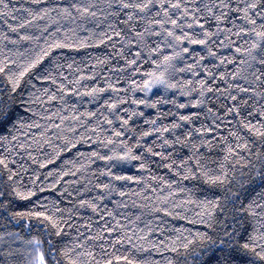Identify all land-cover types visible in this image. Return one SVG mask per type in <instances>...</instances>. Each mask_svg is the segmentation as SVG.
Wrapping results in <instances>:
<instances>
[{
	"label": "snow or ice",
	"instance_id": "6c2138e0",
	"mask_svg": "<svg viewBox=\"0 0 264 264\" xmlns=\"http://www.w3.org/2000/svg\"><path fill=\"white\" fill-rule=\"evenodd\" d=\"M32 2L38 7L25 9L27 15L21 19L14 14L18 9L12 8L6 0H0V6L7 10L3 12V15L11 16L12 20L18 21V23L8 25L13 33H18V37L5 33L4 40L10 41L13 45L21 41L39 44L45 34H48L43 40V46L34 54H26L27 50L21 52L19 49L13 53L6 45L4 46L5 54H0V76L5 79L7 88L6 91H0V147L5 149L4 154H0V211L7 213V216L12 219L16 217L42 219L51 226L56 236H60L66 228L76 227L69 221L73 219V216L81 214L79 209H90L93 213L101 214V219L104 216H116L115 212L101 207L99 202L104 200V195L98 194L93 199L81 198V193L87 188L72 187L80 179H86L83 173L90 165L97 160L105 162L101 174L111 179L107 182H98L96 187L105 190L109 195L118 192L121 197H124L129 194V191H126L123 186L118 187L114 181L140 182L145 179L144 175H130L127 171H123L124 167L132 165L134 168L142 169L152 180H156L157 176L152 174V164L155 163L154 157H158L164 167L179 177V181L160 177L163 183L169 186V195L172 191L187 192L188 202L195 203L196 201L191 198L192 190L179 186L185 180H203L208 185L222 189L217 193H212L211 199L205 196L200 201V204L208 209L204 213L208 219H201V222L207 223L211 229L219 221L222 225L219 232L222 235L217 234L213 238V235L208 233L198 232L196 234L201 240H207L210 243L199 245V250L195 251L194 264H264V120L258 118L264 117V71L255 68L257 64L264 67V0H203V2H198V0H99V2L98 0H68L67 3L63 0L60 2L32 0ZM97 17H103L104 21L108 22L107 28L99 31L98 34L95 29H85L89 33L85 37L79 36L77 27H65L60 23V21H70L75 24L79 20L89 18L95 20ZM140 20L145 21V24L141 26V30H137L134 21ZM33 21L45 22L39 35H33L27 31L21 32V29L32 27ZM121 24L128 25L130 34L124 32L120 27ZM53 26H55L54 30L50 32L49 29ZM152 36L161 39L152 41ZM221 36L223 40L219 39ZM113 37H120L118 43L121 47L116 55L126 61L125 66H133V72L141 71L137 60L141 62L148 60L151 65L155 66L144 72V77L140 82L129 81L135 88L150 94L153 88L162 86L165 95L169 90L183 89V95L191 96L194 89L191 87L185 89V84L175 79L174 74L188 71L198 77L200 71H203L206 77L196 80L199 86L197 96L187 102H181L175 97L165 99V95H157L155 99L133 96L132 103L135 105H144L146 108L151 107L156 110L154 116L144 119V124L149 127L137 133L129 122L133 117H143L144 111L127 107L118 109V105L128 102L127 96L120 95L127 89L119 86V81L105 80L103 87L100 84L89 87L81 85L80 82L85 79V74L81 73L75 79V86L70 87L73 81L68 79L65 69H71L76 63L72 59L73 53L78 54L80 49L105 44L112 41ZM218 40L219 43H217ZM125 44L136 45L132 59L123 55ZM193 45L203 47L198 51L192 47ZM111 46L115 47V44ZM229 46L234 49V54L231 56L219 52L220 48ZM206 57L214 58L217 63H203ZM107 59L108 57H105L104 60H96L95 63L102 64ZM188 60L192 62L186 63L185 61ZM230 63L234 65V70L230 72L212 70H219L221 65ZM246 67L255 68V71L251 73L254 77L252 83L255 86L246 87L244 84L235 83L237 77L248 81V76L241 75ZM76 71L79 72V68ZM94 76L95 73L90 78ZM217 76L223 78L225 82L232 81L231 87L238 90L237 95H233L225 88L224 91L231 100L236 101L239 93L251 92L261 101L257 103L253 100V110L247 112L246 115L241 114L238 103H233L227 108L229 114L239 117L237 123L241 127L230 132V135L235 137L234 146L231 143L227 145L219 171L207 168L201 162L202 154L199 153V148L206 145L208 149H211V139L204 137L193 142L191 130H188L183 138L175 134V130L183 126L181 122H191L193 117L198 116V112L165 113L158 107V105L169 103L177 105L180 109L203 105L207 94L213 91ZM209 78L213 83H209ZM185 83L191 86L193 81L189 79ZM109 90L112 94L104 97L102 94ZM64 94L90 98L88 102L99 103V107L94 111L80 112L76 105H71V111L67 112L69 106L65 103ZM41 97L45 99H40ZM248 99H253V97L242 98L240 103L247 104ZM57 100L64 104V111L67 114L44 113L36 107L38 103L47 105ZM209 111L211 112L212 109L209 108ZM253 113L256 115L254 116ZM165 115H175L178 119L167 123L159 120ZM53 116L56 117L55 120ZM81 117L94 119L82 120ZM212 123L216 124V121L213 120ZM105 124L107 128L103 126ZM33 128L40 129L37 133L40 139L29 135L28 130ZM192 128H196V125L193 124ZM129 130L135 134L134 140L131 136H126ZM196 130L200 133L214 131L213 128L204 126ZM153 133L159 135L156 139L146 141L145 137H150ZM167 133H171V137L166 135ZM249 134L259 140V146L255 151H253V145L256 141L250 139ZM22 136H27L28 139L21 140ZM157 139L161 141L160 144L156 143ZM41 144L52 149L50 154H45L44 160L38 159L37 154L32 151L26 153L32 163L38 164L40 168H46L48 164L58 159L61 153L70 152L72 149H77L76 155L83 162L69 159L67 163L71 164L72 168L48 170L44 177L47 183L40 181V173L35 171L32 174L34 179L30 178V186H25L20 173L21 171L27 172L28 166L22 164L16 168L14 166L16 157L20 155L19 150L38 149ZM92 144L96 147L88 152H82L77 148V145ZM175 145L191 147V155L177 159L173 156ZM166 146L170 150H166ZM157 148L159 150H156ZM100 149H107V151ZM252 157L258 165L253 164ZM188 161L193 163H188ZM241 164L242 167H235ZM249 172L254 173V176L245 180L244 177ZM66 176L76 179L65 180ZM49 177L53 179L49 180ZM88 183L92 181L88 180ZM174 184L178 186L172 189ZM146 186L153 192L157 190L151 183L146 182ZM48 188H58L61 197L68 200L74 207L78 205L79 208L74 211V207L66 209L59 207L60 200H56L53 207L49 209L37 198L31 209L12 210L16 207L18 200L28 201L38 192L43 193ZM73 196L77 197L75 201L71 200ZM44 199L47 200L48 197ZM121 206L126 207L127 205ZM178 207H180L179 204H172L169 207L165 198L154 207L153 211L163 212L167 216H178L179 213L175 212V208ZM63 211L69 214L67 216L58 215ZM249 217L255 227L247 236H241L240 230L243 229L245 219ZM25 223L29 228L31 227L30 220L26 219ZM115 225L116 227H113L105 222L103 227L92 236L85 235L77 228V235L82 236L83 240H76L74 246L64 245L57 249L56 245L49 241L53 254L48 259H51L52 264H113L114 261L138 264L127 254H117V245L126 244L131 245L132 248L141 249L150 246L157 251L161 250L160 246L164 241L152 242L150 239L154 229L147 228L145 232V229L141 228L139 231L145 233L143 236L127 235L123 231L119 235L105 236L104 233L111 234L125 228L123 224H120L119 219L115 220ZM81 227H84L86 232H90L91 217L84 218ZM3 235L12 236L13 233L0 234V239ZM109 239L112 243L107 247L114 250L111 253L104 251L106 246L104 243L99 245V252L95 246L88 244L89 240L107 241ZM168 239L170 243L164 250L171 248L173 252L180 247L189 249L194 243L193 239L181 241L179 244L171 242V237ZM176 240L179 241L180 237ZM28 243L32 245L35 253L34 264H48V259L45 258L42 250L43 241L33 236ZM57 252L63 260L56 258ZM167 264H172V261L169 260Z\"/></svg>",
	"mask_w": 264,
	"mask_h": 264
},
{
	"label": "trees",
	"instance_id": "16d2710c",
	"mask_svg": "<svg viewBox=\"0 0 264 264\" xmlns=\"http://www.w3.org/2000/svg\"><path fill=\"white\" fill-rule=\"evenodd\" d=\"M52 2V0H49ZM60 2V0H57ZM64 3H67L68 0H63ZM99 2V0H98ZM198 2H203V0H198ZM12 8L18 9L17 12L14 14L19 16L23 19L27 12L25 9L31 7L36 8L38 5L33 4L32 0H6ZM23 6V7H21ZM101 6H103L101 4ZM7 11L3 9V6H0V54H5V45L8 49H11L13 53L16 49H19L21 52H25L26 54L38 52L39 49L43 46V40L47 38V33L45 37H43L39 44H33L31 41H21L18 44L13 45L10 41H6L3 39L4 34H8L9 36L18 37V33H13L8 25L18 23V21H14L11 19V16L3 15V12ZM123 19V17H121ZM44 21H33L32 27H26L25 29H21V32L27 31L33 35H39L40 31L43 29ZM60 23L65 27H77L78 34L80 37L88 36L89 33L85 29H95L96 33L98 34L99 31L104 30L107 28V23L104 21L103 17H97L95 20L89 18L87 20H79L76 21L75 24L71 23L70 21H60ZM137 26V30H141V26L145 24V21H134ZM50 28L49 31L51 32L54 30ZM123 28L126 34H130V30L128 25H120ZM62 35V34H58ZM160 37L152 36L151 40H159ZM223 40V36L219 38ZM235 39V37H233ZM120 37H113L112 41H108L105 44L99 46H93L87 49H80L79 53H73L72 59L76 61L71 69H65L66 74L68 75V79L73 81V85L75 86V79L79 77L81 73L85 74V79H83L80 83L81 85H87L89 87L94 86L95 84H100L102 87L104 85L105 80H111L113 82L119 81V86L126 88V92H121V96H127L128 102L124 104L118 105V109L120 108H130L136 109L139 108L140 110L144 111V116H136L129 122L132 126L136 129L138 133L141 129H146L149 125L144 124V119L149 116L155 115V109L151 107H145L144 105H135L132 103V97L135 98H150L155 99L157 95H165V90L162 86H157L152 89V92L144 93L138 88H135L134 85L130 84V80H136L140 82L144 77V72L151 70V68L155 67L151 65L148 60H144L141 62L137 60V63L141 67L140 72H133V66H125L126 61L121 57L117 56L116 53L120 50L121 44L118 43ZM219 43V40L217 41ZM115 44V47L111 45ZM227 44V41H225ZM193 48L196 50H200L203 46L193 45ZM136 45H124V56H127L128 59H132L134 57V50ZM168 51V49H165ZM220 53H223L226 56H231L234 54V49L230 46L225 48L219 49ZM12 54V53H6ZM144 55V53H141ZM105 57H108L107 60L104 61L102 64L95 63L96 60H104ZM186 63H191L192 61L188 60L185 61ZM203 63L206 64H216L217 61L214 58L206 57ZM182 66V64L180 65ZM79 68V72L76 69ZM255 68H260L261 71H264V67L260 66L259 64L255 65ZM255 68H245V71L241 73V75L248 76V81L241 80L239 77L236 78L235 83L244 84L246 87L248 86H255L252 82L254 81V77L251 75ZM215 71H225L230 72L234 70L233 64L221 65L220 69H212ZM95 73L94 78L92 74ZM259 74V73H257ZM175 79H177L180 83L185 84V89L188 87L193 88L191 96L183 95V89L177 91L176 89L169 90L165 95V99H171L175 97V99L181 102H187L193 98H195L198 94V85L196 84V80L200 78H205L206 73L200 71V76L196 77L193 76V73L184 71V72H176L174 74ZM181 77L183 79H181ZM189 79H192L193 84L191 86L187 85L185 82ZM209 83H213L209 78ZM232 81L225 82L223 78L217 76L215 83L213 84V91L208 93L206 96V101L203 105L199 107H186L183 109L178 108L177 105L174 104H161L158 105L165 113L168 112H180L187 114L189 112H198V116L192 118L191 122L183 121L182 127L175 130V134L181 136L183 138L186 135L188 130H191L192 141L197 142L201 138H208L212 140V147L208 149L206 145L201 146L199 148V153H201V162L206 165L207 168L213 169L215 171H219V165L222 162L225 156V149L229 143L233 144L235 142V137L230 135V132L236 130L237 128L241 127L237 123L239 117H234L233 114H229L227 112V108L231 106L233 103L240 104L241 114L246 115L247 112L253 110V100H256L257 103L261 102L259 97H256L253 93H239L237 96V100L233 101L229 98V96L225 93V88H227L233 95H237L238 90L231 87ZM261 83V82H256ZM219 88V91L215 89ZM7 88L5 87V79L0 76V91H6ZM82 90V89H81ZM259 90V89H258ZM112 94L111 90L102 94L104 97ZM65 95V103L69 106L67 112L71 111V105H76L80 112H84L85 110H95L99 107V103H89L88 100L90 98H81L75 96L74 94H64ZM249 96L253 97V99H248L247 104L240 103L241 99H247ZM40 99H45L41 97ZM36 107L44 113H57L61 112L62 114H67L64 111V104H61L60 101H52L47 105L37 104ZM209 108L212 111H209ZM103 111V109H101ZM124 114V113H121ZM255 116L256 114L253 113ZM264 120V117H258ZM55 120L56 117L53 116ZM82 120L88 119L92 120L94 118L90 117H81ZM115 119V118H114ZM178 119L175 115H165L160 117L159 120H163L165 123L169 121H173ZM252 119V117H249ZM215 120L216 124H213L212 121ZM43 123V121H41ZM59 123L58 120H56ZM67 123V122H66ZM117 123H119L117 121ZM195 124L196 128H192V125ZM221 125L217 127L216 125ZM105 128L108 126L105 124L103 125ZM201 126L204 127H211L214 129L213 132L208 133H200L196 129L200 128ZM29 135L35 136L36 139H40L37 133L40 129H30ZM158 133H153L150 137H145L146 141H151L156 139ZM169 137H171V133H167ZM126 136H131L132 140L136 138L135 134L132 133L130 130L126 132ZM214 138V139H213ZM249 138L256 141L255 145H253V151L257 149L259 146L258 138L254 137L252 134H249ZM27 136H22L21 140H27ZM54 139V137H53ZM95 140V137H93ZM31 143V141H29ZM130 143L132 141H129ZM157 144H160V140H156ZM96 147L95 144L92 145H77L82 152H88L91 148ZM175 151H173V156L177 159L181 157H187L191 155L192 149L188 146H181L175 145ZM101 151H107V149H100ZM156 150H159L158 148ZM166 150L167 149L166 146ZM20 155L16 157V164L14 165L16 168H19L20 165L26 164L28 166L27 172L21 171L20 175L23 178V182L25 186H30V178L34 179L32 175L33 172L39 171L40 173V181L47 183L44 180L47 171L50 169L55 168H62L68 169L72 168L71 164H68L67 161L69 159L82 163L80 157L76 155L77 149H72L70 152L61 153L60 157L56 159L53 163L48 164L46 168H40L38 164L32 163V160L26 154L27 151H32L37 154L38 159L44 160L45 154H50L52 149L47 145L41 144V146L33 149H26V150H19ZM5 149L0 147V154H4ZM253 164L258 165V162L255 160L254 157ZM155 163L152 164V174L157 176L156 180H152L148 175L144 173V170L134 168L132 165H127L124 167L123 171H127L130 175H144V181H114V183L120 187L123 186L126 191H129L127 196L121 197L118 192H113L109 195L105 190L99 189L96 187L98 182H107L110 180V177H106L105 175L101 174V169L105 162L97 160L94 164L90 165L88 170L83 173L86 179H80L77 184L72 185L73 188L80 189V188H87L86 191L81 193V198L86 199H93L98 194L104 195V200L100 201V205L107 211H113L116 213L115 217L104 216L103 219L100 218L101 214L93 213L90 209H79L80 215L73 216V219L69 221V223H74L76 225L75 228L72 229H65V232L62 233L60 236H56L54 234L53 229L51 226L46 224L42 221V219H37L35 217L26 218V217H16L15 219L9 218L7 213L0 211V234L11 232L13 233L12 236L3 235V238L0 239V264H34V251L32 250V245L28 243L29 240L33 236L39 237L40 240L43 241L42 250L45 253V258L48 259L50 255L53 253L51 252V247L49 241L54 243L59 249L64 245H72L74 246V242L76 240H83L82 236H78L76 229L78 228L80 232H83L87 236H92L95 234L99 229H101L105 222H108L110 226L116 227L115 220L119 219L120 224H123L125 228L123 230L108 234L104 233L105 236H115L119 235L121 231L125 232L127 235H141L143 236L145 233H141L139 230L141 228L147 231V228L154 229L151 233L150 239L152 242H159L164 241V243L160 246L159 251L156 249L146 246L145 249L141 248H132L131 245H117L116 251L117 254H127L129 255L130 259H134L138 262V264H167L170 260L172 264H194V256L195 251L199 250V245L210 243L207 240H201L196 234L198 232L208 233L209 235H215L222 233L219 232V229L222 225L217 221L214 224L213 228H209L207 223H202L201 219L207 220V216L204 215L205 212L208 211L200 201L203 200L205 196H208L209 199L212 197V193H217L222 189L211 186L206 184L203 180H185L180 183L179 186L186 187L187 189L192 190V199L195 200V203L188 202V193L187 192H177L172 191L171 195H169V186L163 183V179H174L179 181V177L176 176L174 172L170 169L164 167L162 163H160V158L154 157ZM135 162H133L134 164ZM188 163H193L192 161H188ZM177 167L179 165H176ZM236 168L242 167L241 165H235ZM116 171V169H114ZM79 176V173H78ZM250 176H254V173L249 172L248 175L244 177L245 180L249 179ZM76 179L75 177H64L65 180L67 179ZM49 180L53 179V177H49ZM88 180H91L92 183H88ZM147 183H151L154 188L157 190L155 192L152 191L151 188H147ZM178 185H172V189H175ZM162 189V190H161ZM133 193H137L138 195H134ZM44 197H48L47 200ZM39 198L41 200V204L47 205L49 209L53 207V203L56 200H60L59 207L68 208L74 207L72 204L69 203L68 200L64 199L60 196L59 190L48 188L43 193L38 192L36 196L31 197L30 200H18L16 202V207L12 209L13 211H24L27 209H31L34 205V201ZM167 199L169 207L172 204H179L180 207L175 208V212L179 213L178 216H167L163 212H154V207L159 204L162 200ZM77 197H71V200L75 201ZM121 205H127L126 207ZM79 206L74 207V211L77 210ZM69 213L67 211H63L58 213V215L67 216ZM219 215V213H217ZM86 217H91L92 229L90 232H86L84 227H81L83 223V219ZM139 217V218H137ZM159 217V218H158ZM28 219L31 222V227L29 228L28 224L25 223V220ZM19 221V223H17ZM239 228V226H237ZM255 227L254 222L249 217L245 219L243 229L240 230L241 236H247L252 229ZM18 234V235H17ZM169 237L172 238L171 242L179 244L181 241H185L187 239H193L194 243L190 246L189 249H184L182 247L178 248L177 251L173 252L171 248L164 250L167 245H169ZM180 237V240L177 241L176 238ZM104 243L106 246L104 251L106 253H111L114 250L110 247H107L108 244L112 243V240L109 239L107 241L101 240H89L88 244L93 245L97 248V252H99V245ZM143 243V242H142ZM87 247V246H86ZM11 253V255H9ZM56 258L59 260H63V257L59 255L57 252ZM48 264H52L51 259H48ZM113 264H127L125 261H114Z\"/></svg>",
	"mask_w": 264,
	"mask_h": 264
}]
</instances>
